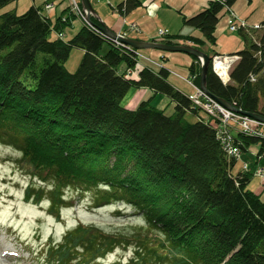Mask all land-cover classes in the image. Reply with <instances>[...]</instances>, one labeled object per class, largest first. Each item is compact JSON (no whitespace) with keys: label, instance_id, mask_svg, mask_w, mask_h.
<instances>
[{"label":"trees","instance_id":"16d2710c","mask_svg":"<svg viewBox=\"0 0 264 264\" xmlns=\"http://www.w3.org/2000/svg\"><path fill=\"white\" fill-rule=\"evenodd\" d=\"M17 1L0 0V11ZM220 1L224 4L212 0L182 18L183 26L199 36L172 35L163 43L183 40L198 50L207 43L212 56L221 55L213 49L214 33L224 16L227 22L225 8L237 0ZM137 6L126 0L116 10L123 15ZM73 19L67 5L53 21L32 5L21 15L15 8L0 13V140L19 150L31 178L44 185L28 184L25 201L38 204L49 194L51 205L60 206L70 184L85 191L101 188L95 206L128 202L145 223L131 234L79 223L61 244L48 248L49 257L41 254L38 264H69L71 258L90 264L131 245L128 264H264V199L249 188L255 168L240 166L233 174L236 156L223 150L211 120H185L188 113L196 117L197 110L168 81L167 69L146 64L126 79L125 70L134 62L108 44L102 51L104 41L84 26L66 40L52 36ZM261 25L252 33L254 41L245 31L237 32L243 47L226 54L238 57L228 82L209 65L205 87L232 107L264 117ZM72 49L83 54L69 73L64 64ZM190 58L188 74L199 86V62ZM131 89H146L152 96L127 109L121 102ZM157 95L170 101L172 115L151 105ZM233 140L239 154L253 149L255 162L264 157V136L236 131Z\"/></svg>","mask_w":264,"mask_h":264},{"label":"rangeland","instance_id":"374dc122","mask_svg":"<svg viewBox=\"0 0 264 264\" xmlns=\"http://www.w3.org/2000/svg\"><path fill=\"white\" fill-rule=\"evenodd\" d=\"M39 1L40 0H36V3ZM48 1L51 2V0H46L43 4V9L44 5L48 3ZM74 1L81 9L80 0ZM93 1H95V3L98 2L97 4L103 9L109 10V5L105 0ZM237 1L238 2L234 10L238 15L244 18L249 25L252 26L254 24L264 22V0H252L251 2L246 0ZM65 2L70 13L75 17L70 5L72 1L65 0ZM30 4H32V0H18L17 4H9L4 7L0 13L6 12L15 7L16 14L21 15L25 12V10H27ZM152 5H154V7L150 9V12H147L151 15V17H153L154 11L157 8L155 4ZM44 11L47 10L44 9ZM120 22H122L121 19ZM130 23L131 22L127 23V25ZM156 23L157 24L149 22V26L146 28L144 27L148 34H150L149 36H152L150 38H158L159 30L167 28V26L160 23V21H156ZM219 23V27H224L223 19H221ZM81 26L82 24L78 21V19H73L71 26L65 27L63 30L67 37H69L73 35L74 29L77 30ZM194 31L195 29L193 28L185 27V29H182L180 33L185 34L188 32L191 34ZM192 34L195 36L199 35L197 32ZM60 35L61 38L59 39H67L63 34V31ZM52 36L58 38V34H53ZM159 38L164 40L163 36H160ZM219 39L220 42L218 41L213 49L220 52V54H230V51L234 53V48H237L239 45V48L242 49L243 47V42L237 33L226 32L222 37H219ZM107 48V43H104L102 51H105ZM201 50L205 51L204 48ZM139 52L141 54L149 55V57L151 56L150 58H152L154 62L162 66L156 67L149 64L151 67L157 69L165 68L169 71V73L171 72L168 78L169 82L181 87L184 92L188 93L191 91L190 89L192 88L189 85L190 89H188L189 87L183 83L184 81L181 78L173 75V73L176 72L183 77L187 76V66H189V63L191 62V58L189 56L181 53H169L155 50H145ZM82 54V51L79 49L71 50L69 58L64 64L65 69L69 73H74L76 71ZM209 57H212V55H209ZM146 64L148 63L144 61H139L138 63L134 62V68L126 69L125 74L131 70V77L133 78L136 76L137 71L135 66L140 65L144 67ZM189 76L191 75L189 74ZM128 78L130 79V75L127 76L126 79ZM136 93H139L136 89L129 90L121 104L125 108L133 106L132 99L135 98ZM138 95H141V93ZM148 97L149 96L146 95L145 99L138 98L134 108L140 102L148 99ZM150 102L152 106H155L159 110H163L166 115H172L173 106L165 97L157 95L155 98H152ZM129 103L131 105H128ZM196 110L195 114H198L196 117H193L194 114L192 113L186 114L185 120L187 122L191 123L198 120L204 122L210 121L208 116L203 111L198 109ZM234 129H236V125L232 124L231 132H233V136L235 134ZM232 141L234 142V140H231L230 143H232ZM4 143V141L0 140V264H38V260H41L42 255L44 258L49 257L48 248L54 244H61L64 237L63 235L67 231L75 228V226L79 223L92 224L101 228L103 231L112 234H131L130 230L133 229V227L140 226L145 223V220L141 217L140 212L134 209L128 202H113L101 207L95 206V196L96 194H102L101 192H103V189L98 190L101 188H91L85 191L83 188L76 189L75 186H71L72 184H70L64 188V200L62 198V204L60 206L58 205L59 207L51 205L47 197L49 194H44V199L38 204L33 201H25L24 193L28 184L36 183L37 186L41 185V187H44V185L42 183H37L35 179L31 178V169L26 167L27 165L21 162L19 150H16L11 146H7ZM253 153V149L251 152H247L244 156V159H247L245 161L242 160L243 154H237L236 158L239 162L237 166L234 167L233 174L238 171L239 164H241V168H244V166L246 168L248 166L253 169L255 168V170L260 168L262 170V177L253 176V179L257 178V180H252L249 188L251 191L259 194L261 198L264 199V157L255 162V159H253ZM51 180L52 179H49L47 181ZM257 181H260L261 187H258ZM46 189H51L50 184L47 185ZM105 191H107V189H105ZM56 203L58 204V200ZM50 206L54 208L52 212L50 211ZM148 235L150 237H158L155 233H148ZM77 255L78 254H75L74 256ZM132 255V245L118 247L112 252L105 254L101 259H97L90 264H128ZM77 260L78 259L73 260L71 258L69 264H78Z\"/></svg>","mask_w":264,"mask_h":264},{"label":"crops","instance_id":"0c3cea01","mask_svg":"<svg viewBox=\"0 0 264 264\" xmlns=\"http://www.w3.org/2000/svg\"><path fill=\"white\" fill-rule=\"evenodd\" d=\"M45 1L46 0H40L38 2L39 3L38 4V3H36V0H32V4H30V6L32 5L36 8H38L40 10V13H42L46 18H48L51 21H53L60 14V12L66 7L65 0H51L54 4V9L49 11V12L44 11L43 4ZM105 1L108 3L110 11L107 9H103L101 6H99L97 4L98 2L95 3V1H93V0L90 1V4H91V6L94 10V13H95L94 19H96L97 22L99 24H101L100 25L101 27L104 26L107 29H109L110 31H112L113 33H116V34L120 33L124 37L131 38V39L148 41V42L149 41L163 42V40H161L159 37L158 38L157 37L150 38L152 36H149L150 34H148V32L145 30V28L149 26V22H152L153 24H157L156 21H160V23H163L164 25H166L167 26L166 29L162 28L163 29L162 31H165V34H166L165 38L172 36V35L189 36V35H193L192 33H194V32H197V34H199V32L197 30H195L191 34L188 32L185 34H181L180 31L182 29H185V26H183V23H182V18L183 17L189 18V17L197 14L198 12L204 10L208 6V3L212 0H134L138 3V6L131 9L130 11L126 12V14H123V15L118 13L116 8L120 4L125 3L126 0H105ZM237 2L238 1H236L235 4L231 7V10L236 14V16L238 18L245 20L240 15H238L236 13V11L234 10ZM15 3L17 4V2H15ZM152 4H155L157 6V8L154 11L153 17H151V15L149 13H147V12H150V9L152 7H154V5H152ZM120 19L122 22H120ZM222 19L224 20V27H219L220 23H218L216 30H215V33H214V35L216 37V43L218 41L220 42L219 37H222L226 32H228L225 28L226 16H224ZM129 22H131L130 24H134L136 26L137 30L139 31L138 33H135L133 31L129 30L128 25H130V24L127 25V23H129ZM254 25H257V24H254ZM74 32H76L75 29L73 30V34H74ZM63 34L66 36L67 39L72 36L71 35V36L67 37L64 30H63ZM172 43L175 45H189V46L195 47L194 44L187 42V41H183V40H172ZM239 46L237 48H234L233 51L234 52L239 51L241 49V48H239ZM202 48H204L205 51H202L201 50ZM199 50L208 56L212 55V52H211L212 47L207 43H205L202 47H200ZM215 53L220 54V52H218L216 50H215ZM230 53H232V51H230ZM142 55L149 57V55H146V54H142ZM221 55H224V54H221ZM150 59H152V58H150ZM191 63H193L192 59H191V62L189 64H191ZM175 74L179 75L176 72H175ZM179 76H181V75H179ZM188 76H189V74L187 71V76H185V77L181 76V77L187 78ZM183 83L186 86H188L185 82H183ZM171 84L174 86L175 89H177L180 93H182L183 95H185L187 97L192 93V89H190L189 86H188L189 87L188 89H190L191 91H189L187 93V92H184L181 89V87H179L173 83H171ZM137 91L139 93H136L135 98L132 99V105L133 106H130L127 109H134V105H135V103H137L136 100L138 98L139 99L140 98L145 99L146 95H148L149 97L152 96V93L146 89H138ZM140 93H141V95H138ZM153 98H155V96ZM128 105H131V104L129 103ZM245 155H246V153L242 155L243 161L247 160V159H244ZM253 159H254V156H253ZM240 166H241V164H239L238 167L240 168ZM249 169H251L252 171L254 170L253 168H250V167H249ZM253 180H257V178L253 179ZM257 184H258V187H261L260 181H257Z\"/></svg>","mask_w":264,"mask_h":264},{"label":"built area","instance_id":"2783aa9c","mask_svg":"<svg viewBox=\"0 0 264 264\" xmlns=\"http://www.w3.org/2000/svg\"><path fill=\"white\" fill-rule=\"evenodd\" d=\"M72 3H70L73 13L75 14V18L78 19V21L84 26L86 29L97 35L100 39L104 41V43H107L108 45L114 47L122 54L126 55L128 58L133 60L134 62L144 61L147 62L150 65H154L156 67H160L158 63L154 62L149 57H146L142 55L139 51L134 50L133 48L119 42L116 39L108 38L106 35H104L98 28H96L93 25H90L85 21L84 15L82 10L77 6L74 0H71ZM215 2H220L221 4H224L220 0H214ZM54 8V4L52 1H48L44 5V9L47 11H51ZM124 9H122L123 11ZM226 15H227V22H226V29L230 33H237L238 31H245L246 34H248L251 39L254 41V37L252 36V33L255 31H260L263 29V25L257 24V25H249L245 20H242L236 16V14L229 8H225ZM128 28L130 31H133L135 33H138L136 26L134 24L128 25ZM120 36V33H117ZM159 37L163 36L165 37V32L160 30L158 33ZM58 38H61V35L58 34ZM64 38V37H63ZM238 57L235 55L229 56V55H213L211 57L210 61V67L212 69V72L223 82L227 83L229 78L228 74L232 66L237 62ZM142 66L137 65L135 66V69L138 70V68H141ZM162 67V66H161ZM137 72V71H136ZM171 73V72H170ZM131 77V70L126 72L125 77L127 76ZM174 76L181 78L187 85H189L193 92L188 97L190 103L192 104L193 108H196L200 111H203L211 120L213 123H215L216 126V137L220 141L223 150L227 152L229 156H237L238 151L235 147H233V141L230 143L231 140H233V135L231 132L232 124L236 125V131H240L244 133L245 135L249 136H264V123L256 121L254 119H251L247 116H244L240 114L237 111H231L224 107H222L220 104H218L214 99H212L209 95L205 94L197 85L194 84V76H189L187 78H183L175 73H173ZM239 111H241L238 108H235ZM246 167L244 166L243 169ZM256 177H262V170L260 168L256 169L253 173Z\"/></svg>","mask_w":264,"mask_h":264},{"label":"water","instance_id":"95a60500","mask_svg":"<svg viewBox=\"0 0 264 264\" xmlns=\"http://www.w3.org/2000/svg\"><path fill=\"white\" fill-rule=\"evenodd\" d=\"M80 6L85 18V21L88 22L90 25L95 26L98 28L104 35H106L108 38L116 39L119 42L133 48L137 51H145V50H155V51H161V52H169V53H181L184 55H187L189 57L195 58L199 62V87L200 89L207 95H209L212 99H214L218 104H220L222 107L231 110V111H237L240 114L247 116L251 119H254L259 122L264 123V117H261L257 114H251L239 111L232 107L229 103L225 102L222 99H219L217 97L212 96L205 87V76L208 70V67L210 65L211 57L206 55L205 53L201 52L200 50L189 46V45H175V44H166L163 42H156V41H141L136 39L127 38L124 36H120L116 33H113L109 29H107L104 26H96L92 23L91 18H95L94 10L90 4L89 0H80Z\"/></svg>","mask_w":264,"mask_h":264}]
</instances>
